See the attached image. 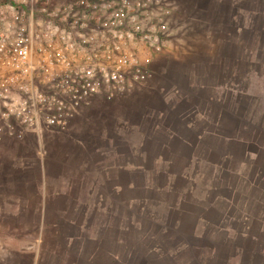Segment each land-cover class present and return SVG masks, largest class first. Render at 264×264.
I'll list each match as a JSON object with an SVG mask.
<instances>
[{
	"label": "rangeland",
	"instance_id": "obj_1",
	"mask_svg": "<svg viewBox=\"0 0 264 264\" xmlns=\"http://www.w3.org/2000/svg\"><path fill=\"white\" fill-rule=\"evenodd\" d=\"M175 30L137 101L1 184L0 264H264V0H182Z\"/></svg>",
	"mask_w": 264,
	"mask_h": 264
},
{
	"label": "built area",
	"instance_id": "obj_2",
	"mask_svg": "<svg viewBox=\"0 0 264 264\" xmlns=\"http://www.w3.org/2000/svg\"><path fill=\"white\" fill-rule=\"evenodd\" d=\"M181 10L182 0H0V151L34 142L45 159L44 139L68 134L85 108L140 91Z\"/></svg>",
	"mask_w": 264,
	"mask_h": 264
},
{
	"label": "crops",
	"instance_id": "obj_3",
	"mask_svg": "<svg viewBox=\"0 0 264 264\" xmlns=\"http://www.w3.org/2000/svg\"><path fill=\"white\" fill-rule=\"evenodd\" d=\"M205 7H207L205 14H207V16H209L207 13V10L209 8L208 4H206ZM229 9H230V6H229ZM233 9H234V7L231 6L232 11H233ZM121 101L122 102L125 101V103H128V105H131V104H133L134 101H137V98L130 97L128 99H123ZM99 102L100 103L101 102L106 103V102H103L100 100L99 101L97 100L95 103H99ZM113 105L117 106L116 104H113ZM119 108H120V106H119ZM119 108L116 107V110H118ZM101 110L102 111H99V112L103 118L105 117V121L107 123L109 121H111L112 120V118L110 116L111 112L109 110H113V109H108L104 106L103 108H101ZM70 132H72V129ZM63 138L64 137H60V139L58 138V139L51 141L50 145L48 143L47 144L45 143V148L48 147V149L46 148V152H47L46 159L39 157L38 148L33 143L29 147L14 145L9 150H5V151L1 150L0 151V186H1V184H3V185L5 184L7 186L5 188V190L10 189L9 191H7V194H6L7 198L16 199V196L13 193V191H11L12 190L11 188L13 186H17L19 184L21 185V183H23V182L25 183L26 180L22 176L27 175L25 173H27L30 169H32V167L34 165L37 168H39L41 170V172H43L45 170V166H46V168L49 166V156H48L49 151L48 150L51 148L57 149L60 145H62ZM23 166L26 168H23ZM11 167L14 169H18L19 172H17L16 174H15V172L13 173L11 171V169H9ZM41 174H42V176L44 175L43 173H41ZM4 187L5 186L0 187V190H1V188H4ZM2 198L5 199L4 197H2ZM8 202H10V201L0 202V215L17 213L18 209L14 205L11 206V204H8Z\"/></svg>",
	"mask_w": 264,
	"mask_h": 264
}]
</instances>
